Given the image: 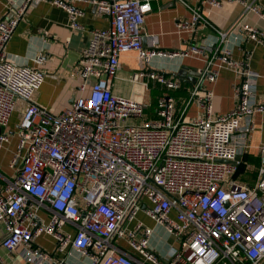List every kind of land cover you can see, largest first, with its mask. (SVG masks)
Instances as JSON below:
<instances>
[{
	"label": "built area",
	"instance_id": "2783aa9c",
	"mask_svg": "<svg viewBox=\"0 0 264 264\" xmlns=\"http://www.w3.org/2000/svg\"><path fill=\"white\" fill-rule=\"evenodd\" d=\"M152 1L186 6L192 18L178 24L181 30L205 22L204 7L226 3H240L245 13L264 18L262 0H25L17 9L6 5L0 14V155L17 139L10 174L0 173L2 247L19 253L26 264H66L36 245L44 234L56 241V252L72 250L88 264H264V165L253 184L236 178L242 161L237 158L250 149L248 135L264 104L257 99L259 75L250 68L251 54L235 60L229 42L236 30L254 42H261L263 33L243 23L218 31L214 55L197 70L199 80L188 96L178 98L170 92L180 91L182 81L151 68V62L203 58L207 51L197 44L161 50L155 38L145 46ZM41 2L64 10L76 30L85 13L79 4L109 20L107 28L90 32L79 61L80 78L93 80L89 94L59 114L34 102L45 74L7 59L21 17ZM130 52L142 64L130 83L154 82L163 89L155 117L146 115L151 104L113 92L120 58ZM216 64L239 75L236 103L223 115L214 113V93L205 88L219 76ZM19 100L25 106L12 134L7 129ZM192 106L197 115L188 118ZM260 150L264 156V144ZM140 213L177 246L167 256L151 248L155 229L138 219ZM0 264H6L1 256Z\"/></svg>",
	"mask_w": 264,
	"mask_h": 264
},
{
	"label": "crops",
	"instance_id": "0c3cea01",
	"mask_svg": "<svg viewBox=\"0 0 264 264\" xmlns=\"http://www.w3.org/2000/svg\"><path fill=\"white\" fill-rule=\"evenodd\" d=\"M262 1L264 3V0ZM24 2L25 0H0V14L6 12V5L8 4L17 9ZM78 6L85 13L80 19L81 28L77 30L71 28L68 14L64 10L45 2L32 6L21 17L7 46V59L10 62L18 66L36 67L45 74L44 84L34 96V102L53 114L62 112L64 108L72 104L75 98L82 96V94H89L93 80L84 82L79 76L81 54L89 45L90 32L109 26L108 17L98 15L95 8L86 4H79ZM151 7L152 10L145 16V46H149L155 38L158 48L161 50L184 51L188 45L197 44L207 51L203 58L194 56L156 57L151 62V68L175 77L181 72L183 66L190 68L182 78L183 88L175 94L171 93L178 98L187 97L188 89L195 84V80H199L194 76L192 70L203 69L207 61L214 55L218 31L230 30L234 28L236 23L247 24L260 30L263 33L261 42L248 40L245 34L239 30L230 33L229 42L235 60H244L247 52L251 54L250 68L259 75L257 99L259 103L264 104V18L253 12L245 13V7L240 3H226L221 8L204 7L203 17L206 21L199 23L197 28L181 30L178 28V24L183 21H190L192 18V12L186 6L172 1H152ZM216 67L219 71L217 80L213 83H206L205 88L214 93V113L223 115L234 108L236 103L234 86L239 81V75L227 66L216 64ZM141 68L142 64L134 52L123 54L120 58L118 78L114 80L112 89L118 96L139 99L144 103L151 104L146 111L147 117L151 118L155 117L157 98L163 89L154 82H150L148 87L130 83L132 74ZM83 84L85 85L84 91L81 88ZM24 106L25 103L19 100L18 110L13 115L7 129L9 133L15 134ZM248 141L250 149L241 159L243 163L236 178L241 182L253 184L257 178L258 169L264 165V156L260 150L264 144V112H258L254 116V129L248 135ZM16 143L17 139L13 137L11 143L6 145L1 152L0 173L4 176L10 174L8 164ZM241 168L243 171H240ZM2 184L3 179L0 177V185ZM138 219L148 227L155 229L151 248L161 256H167L172 248L177 247L168 246L165 241V245L162 243L164 239L168 241L171 238L168 237L163 228L157 226L145 214L140 213ZM4 237L5 228L0 223V256L5 263L26 264L19 253H10L3 249ZM36 245L66 264H88L87 258L72 250L63 254L56 252V241L50 235L39 236ZM118 247L131 253L126 248L127 246Z\"/></svg>",
	"mask_w": 264,
	"mask_h": 264
},
{
	"label": "water",
	"instance_id": "95a60500",
	"mask_svg": "<svg viewBox=\"0 0 264 264\" xmlns=\"http://www.w3.org/2000/svg\"><path fill=\"white\" fill-rule=\"evenodd\" d=\"M190 68L186 67V66H183L182 69H181V72L176 75V77L182 81V78L185 76V73L187 70H189ZM192 72L194 73V76H196V78H199L200 77V74L197 72L196 69H193ZM197 80H195V83H196ZM237 160H241L240 157L237 158ZM223 163H228L226 161H222Z\"/></svg>",
	"mask_w": 264,
	"mask_h": 264
},
{
	"label": "rangeland",
	"instance_id": "374dc122",
	"mask_svg": "<svg viewBox=\"0 0 264 264\" xmlns=\"http://www.w3.org/2000/svg\"><path fill=\"white\" fill-rule=\"evenodd\" d=\"M196 113H197L196 107L195 106H192L191 109H190V111H189V113H188V116L187 117L190 118V117L194 116ZM159 236H161V235H159ZM164 241L166 242V244L168 246L173 244V240L172 239H170L168 241H166V239H164L162 243L165 245Z\"/></svg>",
	"mask_w": 264,
	"mask_h": 264
},
{
	"label": "trees",
	"instance_id": "16d2710c",
	"mask_svg": "<svg viewBox=\"0 0 264 264\" xmlns=\"http://www.w3.org/2000/svg\"><path fill=\"white\" fill-rule=\"evenodd\" d=\"M171 93L175 94V92H170V94H171ZM242 163H243V162H241V165H242ZM240 167H241V166H240ZM240 171H243V168H241ZM238 172H239V170H238ZM237 174H238V173H237ZM236 176H237V175H236Z\"/></svg>",
	"mask_w": 264,
	"mask_h": 264
}]
</instances>
